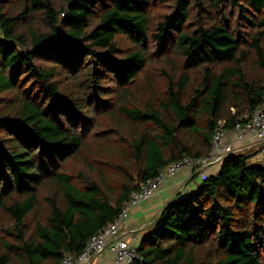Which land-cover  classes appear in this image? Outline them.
I'll use <instances>...</instances> for the list:
<instances>
[{
    "label": "trees",
    "instance_id": "obj_1",
    "mask_svg": "<svg viewBox=\"0 0 264 264\" xmlns=\"http://www.w3.org/2000/svg\"><path fill=\"white\" fill-rule=\"evenodd\" d=\"M0 30V264L80 255L221 122L264 111V0H0ZM252 157L178 193L135 264H264Z\"/></svg>",
    "mask_w": 264,
    "mask_h": 264
},
{
    "label": "built area",
    "instance_id": "obj_2",
    "mask_svg": "<svg viewBox=\"0 0 264 264\" xmlns=\"http://www.w3.org/2000/svg\"><path fill=\"white\" fill-rule=\"evenodd\" d=\"M224 126L225 124L223 123L216 130L212 139V150L208 156L204 158L186 157L180 162L170 164L156 178L148 180L140 191H135L130 195L129 201L124 205L122 215L117 222L97 232L89 240L80 255L67 254L61 264H90L94 257L101 255L109 246H111L112 251L116 255V264H135L141 262L142 258L138 252V248L121 238L120 224L133 207L150 200L163 188L168 178L174 177L184 168H192V172L199 176L202 181L207 180L209 176L207 173L208 168L213 165L223 164L228 157L235 153L233 145L227 140V130H224ZM233 131H235L240 141L246 138L259 140L260 161L264 162V111L262 109L256 110L247 123L237 124Z\"/></svg>",
    "mask_w": 264,
    "mask_h": 264
},
{
    "label": "crops",
    "instance_id": "obj_3",
    "mask_svg": "<svg viewBox=\"0 0 264 264\" xmlns=\"http://www.w3.org/2000/svg\"><path fill=\"white\" fill-rule=\"evenodd\" d=\"M233 112L235 113V111ZM220 124H223V122ZM227 140L233 145L235 152L251 154V156H253L252 160L259 162V140L246 138L240 141L233 130H227ZM221 165L222 164H217L208 168V175L218 173ZM193 176H195V173L193 174L192 168H184L174 177L168 178L163 188L150 200L144 201L133 207L119 226L121 238L129 241L132 246L138 248L142 240L151 232L154 222L165 206L170 203L178 193L184 192L190 194L201 185V178L197 175L195 178ZM90 264H116V255L112 251L111 246L101 255L94 257Z\"/></svg>",
    "mask_w": 264,
    "mask_h": 264
},
{
    "label": "rangeland",
    "instance_id": "obj_4",
    "mask_svg": "<svg viewBox=\"0 0 264 264\" xmlns=\"http://www.w3.org/2000/svg\"><path fill=\"white\" fill-rule=\"evenodd\" d=\"M59 4H61V0H56ZM167 6L165 7H162V8H154L153 9V15H155V17H159L161 16L162 13L166 12L167 9H166ZM151 75H154L156 76L155 78L156 79H161V74L158 70V67H154V66H151V68L149 69L148 73H147V76H151ZM154 76H152V78H154ZM249 162L251 163L252 166H257V167H264V162L263 161H260L259 159V162H255L252 160V158L249 160ZM194 174V172H193ZM196 175V174H195ZM195 177V176H193Z\"/></svg>",
    "mask_w": 264,
    "mask_h": 264
}]
</instances>
